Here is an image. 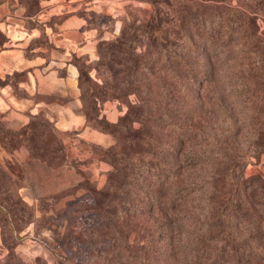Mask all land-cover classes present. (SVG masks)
I'll list each match as a JSON object with an SVG mask.
<instances>
[{
  "label": "trees",
  "instance_id": "16d2710c",
  "mask_svg": "<svg viewBox=\"0 0 264 264\" xmlns=\"http://www.w3.org/2000/svg\"><path fill=\"white\" fill-rule=\"evenodd\" d=\"M24 1L30 13L40 8V0ZM149 2L150 18L127 19L99 40L97 59L74 60L88 125L115 138L94 144L111 169L103 197L96 191L79 204L71 232L89 246L78 250L127 259L136 233L151 243L155 264H264V174L246 173L264 155V0ZM106 100L127 105L115 123L101 117ZM0 142L10 154L25 145L32 158L84 172L44 117L13 129L0 116ZM22 180L0 165L3 239V215L15 231L35 220ZM67 194L40 199L43 215ZM82 256L78 263L89 260Z\"/></svg>",
  "mask_w": 264,
  "mask_h": 264
},
{
  "label": "crops",
  "instance_id": "0c3cea01",
  "mask_svg": "<svg viewBox=\"0 0 264 264\" xmlns=\"http://www.w3.org/2000/svg\"><path fill=\"white\" fill-rule=\"evenodd\" d=\"M131 4L138 5L135 0H40V8L30 13L24 0H0V116L6 125L19 129L44 117L54 124L63 142L73 141L68 155L79 159L88 153L78 148V141L111 146L112 135L87 123L80 70L74 60L97 59L99 40L119 34ZM126 110L106 101L101 117L115 123ZM0 162L22 173L20 194L35 207L40 199H50L81 181L75 168L54 167L32 158L25 145L10 154L0 143ZM16 165L22 169H13ZM2 246L0 226V257L5 251Z\"/></svg>",
  "mask_w": 264,
  "mask_h": 264
},
{
  "label": "rangeland",
  "instance_id": "374dc122",
  "mask_svg": "<svg viewBox=\"0 0 264 264\" xmlns=\"http://www.w3.org/2000/svg\"><path fill=\"white\" fill-rule=\"evenodd\" d=\"M138 5H130L127 7L126 13L122 18V23L125 20H129L132 17H139L140 20L148 19L151 16L153 10L152 4L149 0H135ZM227 4L229 2L233 5L238 3V0H224ZM224 2V3H225ZM140 3V4H139ZM261 25H264L263 21L259 20ZM111 39V38H110ZM147 38L145 37L143 44L138 48V51L144 53L146 51ZM208 58V57H207ZM203 58L201 61L202 67H208V59ZM86 66L88 65L85 63ZM93 75H96V71L93 70ZM98 80L101 82V78ZM114 101L119 103L116 100H106ZM105 101V102H106ZM104 103V102H103ZM102 103V104H103ZM121 107L126 104H119ZM190 109V108H189ZM191 113V111H190ZM138 127L139 125L136 124ZM50 134V133H49ZM59 138L62 139L58 133ZM51 139V134L49 140ZM41 139H38L37 142L40 143ZM1 143V142H0ZM65 143V142H64ZM73 141H70L67 145V155L68 149ZM2 144V143H1ZM79 149L83 152L88 153V157L85 159H80L83 164L81 168L84 172H78L81 175V181L74 187L69 188L67 193L71 195L68 199L64 197L60 198L56 203H54L48 210L47 214L41 212L40 207H36V216L35 220L28 225H26L21 231L14 230V226L10 221V216L3 215V224L5 229V239L2 238L3 248L5 251L0 257V264H6L5 259H12L14 262L18 260L16 258H21L25 264H68L67 260L78 263V258L83 257L82 254L87 251L78 250V246L84 249L87 242L76 241L72 231V224L74 219L80 217V207L79 204H84L87 207L89 199H96L97 192H102V196L105 194V187L107 185V171L111 169L110 157L107 156L102 149L97 146H94L92 143L86 141H78L75 143ZM3 146V145H2ZM4 147V146H3ZM70 158H77L71 157ZM79 159V158H78ZM0 165L8 172L12 173L16 177H22V173L18 171L15 173L12 169L6 168L3 163L0 162ZM17 166V165H16ZM17 170V168L12 167ZM22 169V168H21ZM21 171V170H20ZM247 175L251 174H264V155L260 160L255 161L253 164L248 165L246 168ZM77 187V188H76ZM76 188V189H75ZM63 191V192H66ZM97 191V192H96ZM104 193V194H103ZM85 198L87 200H85ZM85 200V201H84ZM84 201V202H83ZM39 204V203H38ZM149 225L152 227V222L150 220ZM153 228V227H152ZM148 238H151L149 236ZM82 240H87L86 235L80 237ZM131 257L119 258L109 256L106 253H100L101 251L94 252L92 256H87V260L82 262L83 264H155V254L151 248V243L148 239L139 240L137 242L136 233L131 234ZM95 245V246H94ZM93 247H99L100 241L94 244ZM12 251V255H10ZM146 255V257H144ZM164 256L161 257L163 259ZM3 259V260H2ZM159 261L158 264H160ZM78 263V264H82ZM165 264V263H164Z\"/></svg>",
  "mask_w": 264,
  "mask_h": 264
}]
</instances>
